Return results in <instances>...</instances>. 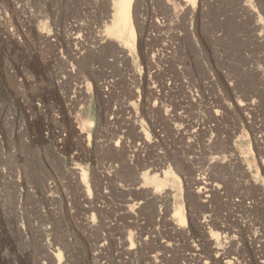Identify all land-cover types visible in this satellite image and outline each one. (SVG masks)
Here are the masks:
<instances>
[{
	"label": "rangeland",
	"instance_id": "obj_1",
	"mask_svg": "<svg viewBox=\"0 0 264 264\" xmlns=\"http://www.w3.org/2000/svg\"><path fill=\"white\" fill-rule=\"evenodd\" d=\"M112 1L0 0V264H264V0Z\"/></svg>",
	"mask_w": 264,
	"mask_h": 264
},
{
	"label": "bare ground",
	"instance_id": "obj_2",
	"mask_svg": "<svg viewBox=\"0 0 264 264\" xmlns=\"http://www.w3.org/2000/svg\"><path fill=\"white\" fill-rule=\"evenodd\" d=\"M134 0H113L112 3V24L107 27V33L116 41H124L127 47L133 48L135 43L136 28L134 24V13L132 11ZM195 4L196 0H190ZM191 3V4H192ZM117 48V43L111 45ZM163 176L154 175L151 177V182L156 184V190L168 184L169 178H173L171 170H162ZM173 174V175H172ZM178 177V176H177ZM174 179V178H173ZM182 223L185 222V212L183 203L179 204L176 211Z\"/></svg>",
	"mask_w": 264,
	"mask_h": 264
}]
</instances>
